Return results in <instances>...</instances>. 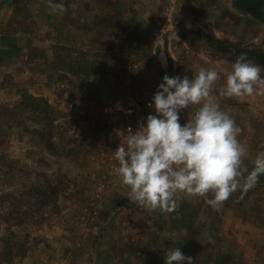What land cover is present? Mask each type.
I'll use <instances>...</instances> for the list:
<instances>
[{
  "label": "rangeland",
  "instance_id": "1",
  "mask_svg": "<svg viewBox=\"0 0 264 264\" xmlns=\"http://www.w3.org/2000/svg\"><path fill=\"white\" fill-rule=\"evenodd\" d=\"M260 1L261 18L235 0H57L60 14L0 0V264H164L177 247L193 264H264V175L218 207L178 195L153 211L130 202L112 152L164 75L215 69L219 87L241 51L264 53ZM220 105L251 170L264 95Z\"/></svg>",
  "mask_w": 264,
  "mask_h": 264
},
{
  "label": "clouds",
  "instance_id": "2",
  "mask_svg": "<svg viewBox=\"0 0 264 264\" xmlns=\"http://www.w3.org/2000/svg\"><path fill=\"white\" fill-rule=\"evenodd\" d=\"M50 14L66 9L62 2L46 0ZM264 67L246 55L239 56L216 87L220 73L201 68L189 79L162 77L148 105L149 114L127 135L114 153L115 174L129 189L128 199L147 210L174 211L178 195L205 197L212 207L236 191L255 187L264 175V152L257 154L253 167L244 166L247 152L238 139L241 129L221 98H252L264 95ZM195 106L183 125L180 112ZM210 197V198H209ZM164 264H193L181 247L164 253Z\"/></svg>",
  "mask_w": 264,
  "mask_h": 264
},
{
  "label": "trees",
  "instance_id": "3",
  "mask_svg": "<svg viewBox=\"0 0 264 264\" xmlns=\"http://www.w3.org/2000/svg\"><path fill=\"white\" fill-rule=\"evenodd\" d=\"M263 2L260 0H235V7L240 11H245L256 18H261V9H262ZM242 54L249 57L251 60H254L261 65H264V53H246L242 52ZM41 192V191H40Z\"/></svg>",
  "mask_w": 264,
  "mask_h": 264
}]
</instances>
